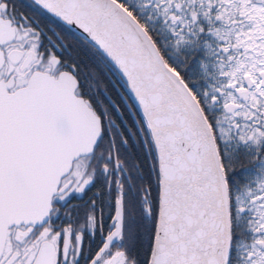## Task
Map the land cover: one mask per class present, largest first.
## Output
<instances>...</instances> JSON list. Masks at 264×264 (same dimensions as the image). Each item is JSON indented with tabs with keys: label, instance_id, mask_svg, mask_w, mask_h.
Instances as JSON below:
<instances>
[{
	"label": "snow or ice",
	"instance_id": "6c2138e0",
	"mask_svg": "<svg viewBox=\"0 0 264 264\" xmlns=\"http://www.w3.org/2000/svg\"><path fill=\"white\" fill-rule=\"evenodd\" d=\"M0 264H264V0H0Z\"/></svg>",
	"mask_w": 264,
	"mask_h": 264
}]
</instances>
